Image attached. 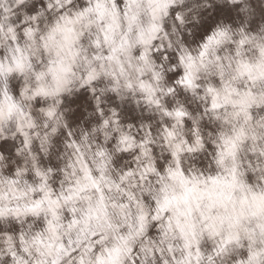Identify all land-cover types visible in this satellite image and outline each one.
I'll return each instance as SVG.
<instances>
[{
	"label": "snow or ice",
	"instance_id": "6c2138e0",
	"mask_svg": "<svg viewBox=\"0 0 264 264\" xmlns=\"http://www.w3.org/2000/svg\"><path fill=\"white\" fill-rule=\"evenodd\" d=\"M0 264H264V0H0Z\"/></svg>",
	"mask_w": 264,
	"mask_h": 264
}]
</instances>
